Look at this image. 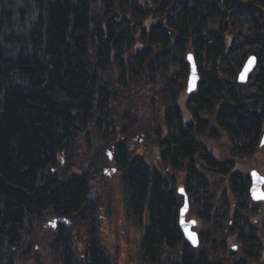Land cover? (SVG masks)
<instances>
[{
    "label": "trees",
    "instance_id": "trees-1",
    "mask_svg": "<svg viewBox=\"0 0 264 264\" xmlns=\"http://www.w3.org/2000/svg\"><path fill=\"white\" fill-rule=\"evenodd\" d=\"M250 1L0 0V264H19L32 224L53 219L73 225L51 234L61 264H113L98 240V216L90 217L94 173L62 164L96 137L121 172L128 217L146 223L147 264H168L179 246L182 264H224L214 254H228L222 240L232 237L240 249L231 255L242 258L235 264L261 262L264 203L252 201L249 175L235 169L236 160L261 151L264 135V0ZM189 55L200 75L191 95ZM250 57L256 68L241 84ZM147 84L165 107L160 159L185 171V190L201 210L197 249L178 225L175 179L133 155L125 128L117 140L113 106H126L119 116L131 120ZM216 143L226 145L228 159L215 157ZM89 220L95 228H85L78 248L76 225Z\"/></svg>",
    "mask_w": 264,
    "mask_h": 264
},
{
    "label": "rangeland",
    "instance_id": "rangeland-1",
    "mask_svg": "<svg viewBox=\"0 0 264 264\" xmlns=\"http://www.w3.org/2000/svg\"><path fill=\"white\" fill-rule=\"evenodd\" d=\"M147 83L151 82L147 81ZM158 87L160 88V86ZM153 89V85L147 84L146 89L136 95L137 98L132 102V105L130 104L132 109L131 120L123 121L119 116L127 108L126 106H113L118 119L117 126L120 133L117 140L122 139L121 130L125 128L128 131L127 141L133 155L144 157L151 166L156 167L166 176L175 177L177 185H181L183 184L184 174H176L168 166L162 164L160 159V148L157 143L156 133L162 130L164 137L167 134L163 120L165 107L162 97L158 96L156 92L158 88L155 91ZM141 125L142 129H138ZM223 141L227 142L226 139ZM205 142L209 143L210 141L205 140ZM89 147V149H86L83 143L80 142L75 147L70 162H63L62 164L63 168L75 174H81L80 171L82 169H89L94 173L92 196L95 201L90 204L89 211L91 212V218L96 219L98 216L95 223L98 226V240L113 264H147L142 258L140 250L146 223L140 225L128 217L126 213L122 197L121 172L118 168H116V171L113 170L115 168H113L111 163L114 162L113 160L111 161L109 154L111 151H109L110 149H108L105 140L101 137L93 139ZM210 148L220 161L230 157L226 145L222 143L213 144ZM98 169L99 171L101 170L99 173L96 172ZM235 169L245 174H249L254 169L262 173L264 170V148H261V151L250 159L236 160ZM215 180L219 182L220 186L218 189L220 191L222 188L225 189L226 183L222 178L215 177ZM56 221V219H53L46 222L37 221L34 225L32 224L25 238L26 240H24L23 247L25 249L22 251L23 256L19 264H61L58 250L53 246V236L51 235L58 225ZM91 224L93 223L89 220L87 225L82 222L76 225L78 231L76 232L75 240L78 248L84 247L85 228L90 232L95 228V225L91 226ZM71 226L66 223L64 228L68 229L69 227V229H72ZM222 241H226L228 245V254L218 250L214 254L216 259L224 262V264H235V262L238 263L242 260L238 256L231 255V252L238 253L240 249V244L235 241L234 237L229 242H227V239ZM260 258L261 262H250L247 264H264V252L260 254ZM176 259H178V254L175 251L170 259L166 260L168 264H172L173 262L175 263Z\"/></svg>",
    "mask_w": 264,
    "mask_h": 264
},
{
    "label": "water",
    "instance_id": "water-1",
    "mask_svg": "<svg viewBox=\"0 0 264 264\" xmlns=\"http://www.w3.org/2000/svg\"><path fill=\"white\" fill-rule=\"evenodd\" d=\"M250 3H252V0L250 1ZM256 9H260L257 8ZM191 58V59H190ZM187 61L190 65V75H189V79H188V85H187V93L188 94H192L196 91V89L198 88V84L200 81V75L197 69V64L196 61L194 59L193 55H189L187 57ZM257 61L255 57H250L248 59V61L245 63L243 69L241 70L240 74L238 75V82L241 84L247 83L249 80L250 75L252 74V72L254 71L255 67H256ZM195 68V71L193 70ZM261 147H264V136L261 138V142H260ZM253 173L258 174V176L261 178L259 181L256 180L253 177ZM250 178H251V188H250V195L253 201L255 202H263L264 200H258L254 197V192L255 191H262L264 192V172L263 175L261 173H259L257 170H252L250 172ZM180 193L184 194V190L180 189L179 191ZM188 200L187 198L185 199V204L183 206V208L181 209V220H180V224H181V228L185 234L186 239L190 242V244L193 247H197L199 245V237L197 235V233L193 232L191 230V224H186L185 223V214L188 210ZM191 234V237H190Z\"/></svg>",
    "mask_w": 264,
    "mask_h": 264
},
{
    "label": "flooded vegetation",
    "instance_id": "flooded-vegetation-1",
    "mask_svg": "<svg viewBox=\"0 0 264 264\" xmlns=\"http://www.w3.org/2000/svg\"><path fill=\"white\" fill-rule=\"evenodd\" d=\"M162 162V161H161ZM112 164V166L116 169V168H118L117 166H116V163H111ZM162 164H163V162H162ZM173 172H175V171H173ZM176 174H184V180H183V182L185 181V171H178V172H175ZM174 179H175V177H174ZM175 181H176V179H175ZM176 184H177V182H176ZM177 188H178V194L182 197V203H181V205H180V207H179V209H178V213H177V219H178V225H179V228H180V230H181V232H182V236H183V240H184V242L187 244V245H189L190 247H192L193 249H197V248H199L200 247V243H201V233H200V231L201 230H203L204 228H205V224H203L202 223V221L200 220V218H199V215H198V213L201 211V210H197L193 205H194V196L192 195V196H190L189 194H187V192H186V190H185V185H183V184H181V185H177ZM180 188H183L184 189V191H185V193L184 194H182V193H180L179 192V189ZM188 199V210H187V212H186V214H185V223L186 224H191L192 223V225H191V230L193 231V232H195V233H197V235H198V237H199V245L195 248V247H193L191 244H190V242L186 239V237H185V234H184V232H183V230H182V228H181V224H180V220H181V209L183 208V206H184V204H185V199ZM132 220H134L135 221V219H133L132 217H130ZM58 224H60V221L59 220H57L56 221ZM136 222V221H135ZM200 222H201V224H202V228H201V224H200ZM143 223H145V221H143ZM146 225V224H145ZM56 229H55V231H60L61 230V233L62 232H64V228H63V226L62 225H57L56 227H55ZM102 248H103V246H102ZM103 250H104V248H103ZM176 252H177V254H178V259H176L175 260V263L173 262L172 264H182L183 263V261H182V258H183V255H184V252H183V249L182 248H180V246L179 247H177L176 249ZM105 251V250H104ZM82 256V255H81Z\"/></svg>",
    "mask_w": 264,
    "mask_h": 264
},
{
    "label": "snow or ice",
    "instance_id": "snow-or-ice-1",
    "mask_svg": "<svg viewBox=\"0 0 264 264\" xmlns=\"http://www.w3.org/2000/svg\"><path fill=\"white\" fill-rule=\"evenodd\" d=\"M191 59V58H190ZM195 71V68L193 69ZM253 177L256 179V180H260L261 178L258 176V174L256 173H253ZM254 197L258 200H264V192L262 191H255L254 192ZM55 226V225H53ZM190 237H191V234H190Z\"/></svg>",
    "mask_w": 264,
    "mask_h": 264
}]
</instances>
